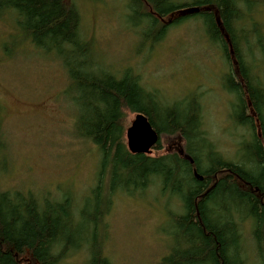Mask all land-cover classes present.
<instances>
[{
  "label": "trees",
  "instance_id": "16d2710c",
  "mask_svg": "<svg viewBox=\"0 0 264 264\" xmlns=\"http://www.w3.org/2000/svg\"><path fill=\"white\" fill-rule=\"evenodd\" d=\"M128 1L140 20L137 27L147 24L144 36L153 41L191 16L182 13L188 5L179 0ZM257 3L264 0L194 1L200 8L194 16L203 18L210 39L231 65L224 77L225 88L234 95L231 118L250 135L240 142L237 159L228 160L203 129L201 103L191 99L168 105L130 70L118 77L89 60L92 47L82 35L75 4L0 0V16L16 14L17 27L34 46L63 62L79 106L78 132L101 152L95 216L87 208L75 215L68 197L41 203L31 192H0V264H23L26 254L32 264H66L65 257L80 248L88 250L87 264H111L97 235L110 196L120 190L135 195L157 182L163 192L180 199L183 209L173 215L177 243L159 264H247L240 229L245 222L251 223L257 254L264 259V83L243 51L245 43L248 52L258 50L264 59V37L257 23L251 29L242 23ZM249 36L258 38L255 45ZM125 109L146 114L161 136L177 135L185 146L156 156L131 153ZM90 217L94 230L85 224Z\"/></svg>",
  "mask_w": 264,
  "mask_h": 264
},
{
  "label": "rangeland",
  "instance_id": "374dc122",
  "mask_svg": "<svg viewBox=\"0 0 264 264\" xmlns=\"http://www.w3.org/2000/svg\"><path fill=\"white\" fill-rule=\"evenodd\" d=\"M68 1L80 11L81 32L92 47L89 60L98 69L118 77L130 70L168 105L195 99L201 103L203 129L217 150L228 160L237 159L240 142L250 135L231 118L234 95L224 84L231 65L210 39L200 15L189 13V18L170 26L161 40L153 41L144 36L147 24L137 27L140 20L130 12L128 0ZM179 1L188 5L183 10L199 7L195 0ZM16 20V14L0 16V192H31L41 203L68 197L75 215L87 208L95 216L100 149L78 132L79 106L63 62L56 54L36 48ZM242 23L247 28L257 23L264 37V4L257 3ZM249 39L254 45L258 40ZM243 51L264 83L259 51L251 54L245 43ZM135 115L124 110L125 139ZM160 140L150 155L185 146L177 135L163 134ZM107 182L105 178V188ZM182 212L180 199L163 192L158 182L135 195L114 191L97 225L102 253L111 264H159L177 243L173 215ZM93 222L91 217L85 220L88 229L94 230ZM240 229L247 264H264L251 223H243ZM88 254L87 249L73 250L65 263L87 264ZM23 264H32L29 255Z\"/></svg>",
  "mask_w": 264,
  "mask_h": 264
},
{
  "label": "water",
  "instance_id": "95a60500",
  "mask_svg": "<svg viewBox=\"0 0 264 264\" xmlns=\"http://www.w3.org/2000/svg\"><path fill=\"white\" fill-rule=\"evenodd\" d=\"M200 8L183 10V14L198 13ZM160 134L154 128L150 122L148 116L144 113H136L135 119L131 126L126 131L127 147L133 154H151L154 148L160 141ZM191 163L194 160L191 159ZM195 175L199 179H203V176L195 172Z\"/></svg>",
  "mask_w": 264,
  "mask_h": 264
}]
</instances>
